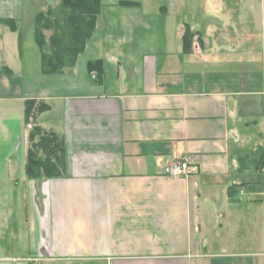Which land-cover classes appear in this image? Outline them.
<instances>
[{
  "label": "crops",
  "instance_id": "1",
  "mask_svg": "<svg viewBox=\"0 0 264 264\" xmlns=\"http://www.w3.org/2000/svg\"><path fill=\"white\" fill-rule=\"evenodd\" d=\"M226 2L101 0L76 65L45 75L35 18L60 0H0V264H244L223 237L237 222L259 247L264 32L256 0ZM241 7L254 33L211 26L245 23ZM185 25L202 34L190 50ZM29 100L64 141L59 178L26 176ZM183 159L197 172L164 174Z\"/></svg>",
  "mask_w": 264,
  "mask_h": 264
},
{
  "label": "trees",
  "instance_id": "2",
  "mask_svg": "<svg viewBox=\"0 0 264 264\" xmlns=\"http://www.w3.org/2000/svg\"><path fill=\"white\" fill-rule=\"evenodd\" d=\"M101 6V0H60L56 7H50L37 15L35 37L41 53L43 74H64L76 65L94 35ZM8 24L16 29L13 23ZM47 32H50L49 37ZM194 34L184 35L185 50L191 49ZM87 69L89 73L96 71L98 77H102L100 61L89 62ZM47 110L48 105L37 104L36 100L27 101L26 122L35 123L36 115ZM257 159L261 169L264 164L263 152H257ZM65 169L66 148L63 139L57 133L35 123L29 135L26 176L35 180L59 178L65 174Z\"/></svg>",
  "mask_w": 264,
  "mask_h": 264
},
{
  "label": "rangeland",
  "instance_id": "3",
  "mask_svg": "<svg viewBox=\"0 0 264 264\" xmlns=\"http://www.w3.org/2000/svg\"><path fill=\"white\" fill-rule=\"evenodd\" d=\"M230 0H227L226 4L228 5V7L225 9L227 12H231L234 13L237 11V8H231L229 7L231 4L229 3ZM257 1V17L259 18L257 21V25L256 28L257 29H261V30H257V34H258V38H259V42L261 44L262 42V37L261 35L263 34L264 30L262 31V26H264V0H256ZM242 13H244V22H240L238 20V18H233L231 20V24H225V25H218L215 23V25H211V26H217V27H221L224 26L225 29L224 31H226V33H231L233 32V30L231 28H240L242 33H245L243 31H246V33H254L255 29V25L253 22V19L250 16L249 13V9L245 8V7H241ZM234 20L236 21V23H234ZM197 26H202L203 28H205L204 26L206 25H197ZM190 26L189 25H185L184 29H183V35L182 37H184V35L188 34V33H195L193 38H191V43L193 44L195 41H201L202 39V34L200 31H192L191 29L189 30ZM50 32H47V36L49 37ZM247 39L244 40V42ZM29 44V41L27 42ZM248 43V42H247ZM191 44V47H192ZM202 45V44H201ZM39 70H37L36 74H34L36 77L38 75ZM96 75V74H95ZM98 75V74H97ZM35 76H32V78H36ZM29 78H31V76H29ZM95 78H97V76H95ZM260 157V156H259ZM241 198L243 199V201H247L244 195L241 196ZM259 211H258V227H257V238H258V245L259 247H257L255 249V247L250 246L248 243L246 236L249 235V232H247L242 226H239V223L237 222V224L234 227H231L233 229V232L230 231V229L227 227L223 230V237H225L226 239H230V241H232L233 246L230 247L229 250H231L232 252H238V254L241 255H237V257L239 256L238 260H240L241 263L244 264H264V208L262 209V207H258ZM248 214V213H247ZM249 220V215L246 216ZM228 217L226 216L225 220ZM234 224H232L233 226ZM242 228V230H241ZM229 241V242H230ZM223 242V241H222ZM215 251H220L222 249L216 247V249H213ZM254 253H257V257L255 255H252ZM252 256V257H251Z\"/></svg>",
  "mask_w": 264,
  "mask_h": 264
},
{
  "label": "built area",
  "instance_id": "4",
  "mask_svg": "<svg viewBox=\"0 0 264 264\" xmlns=\"http://www.w3.org/2000/svg\"><path fill=\"white\" fill-rule=\"evenodd\" d=\"M197 164L191 163L189 159H183L167 166L164 170V174L170 177H187L193 172H197ZM42 259L34 257L31 259V264H41Z\"/></svg>",
  "mask_w": 264,
  "mask_h": 264
}]
</instances>
